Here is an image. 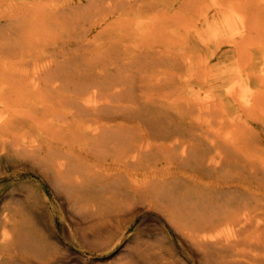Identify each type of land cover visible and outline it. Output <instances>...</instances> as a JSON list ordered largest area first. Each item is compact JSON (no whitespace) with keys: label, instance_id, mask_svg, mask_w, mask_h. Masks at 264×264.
<instances>
[{"label":"rangeland","instance_id":"374dc122","mask_svg":"<svg viewBox=\"0 0 264 264\" xmlns=\"http://www.w3.org/2000/svg\"><path fill=\"white\" fill-rule=\"evenodd\" d=\"M235 13L248 30L233 45L225 23ZM88 70L118 85L123 93L112 100L120 108L108 112L130 121H104L75 105L76 81L65 76ZM0 74V228L8 217L64 246L76 209L50 162L71 155L104 175L169 172L149 179L152 192L166 188L167 196L140 203L118 240L84 227L87 234L66 245V264H264V242L253 243L264 241V0H0ZM239 77L248 79L252 107L228 93ZM208 97L206 109L199 100ZM146 116L185 132L171 149L153 150L147 170L125 169V153L104 126L137 133ZM34 140L36 153L19 146ZM197 146L204 160L222 157L223 164L198 166ZM170 190L192 200L198 192L204 211L210 200L246 196L255 210L246 241L223 263L204 257L187 238L192 211L176 212Z\"/></svg>","mask_w":264,"mask_h":264},{"label":"bare ground","instance_id":"6f19581e","mask_svg":"<svg viewBox=\"0 0 264 264\" xmlns=\"http://www.w3.org/2000/svg\"><path fill=\"white\" fill-rule=\"evenodd\" d=\"M216 4L220 6L219 3L216 2ZM225 28L229 31L228 35L233 45L238 43L239 39L246 37L248 30L245 17L237 13H235V17L232 20L226 21ZM261 74L263 76V73ZM65 79L69 82L76 81L75 84L79 94L74 97L75 105H79L78 108L83 110L86 115L97 117L104 121L111 119L115 121L118 119L130 121L126 115L110 114L108 112L111 109L120 108L115 106V101L112 98L121 96L123 92L117 90L118 85L109 82L103 72L96 73L88 70L84 74V72L79 71L74 75H66ZM150 80L152 82V79ZM32 82L37 85V80L34 79ZM250 91L248 79L239 77L231 82L228 93L232 99L241 101L244 106L252 107L255 96ZM201 101L204 103V107L208 109L211 107L212 97L199 100V102ZM48 118L50 119V117ZM140 123V130L132 134L130 132H134L135 129L129 128L126 124H119L116 129L104 126L110 132V137L114 138L112 142L115 143V148L125 153V158L127 159L123 166L125 169L131 168L135 170L141 167L139 170H147L145 165L154 152L153 150L158 148L171 149L179 143L182 137L181 134L185 132L182 129L173 131L170 127H167L165 122L155 121L147 116ZM1 129L2 125L0 126V134ZM191 136L192 134L190 138ZM212 145L215 144L212 142ZM19 146L22 147L21 149L25 148L32 153H36L41 149L40 144L36 140L21 142ZM199 147L197 146L196 149L198 150ZM201 148L198 150L196 157L198 166L215 170L223 164L224 159L222 157L211 158L210 162L204 160L205 157H202ZM184 153H187V151H184ZM51 159L52 168L60 176H65L64 181L70 194V204L76 209V216H73L70 226V239L64 237V246H62L59 241H54L52 237L51 239L39 237L26 224L12 223L6 217L0 228V264H66L70 255L66 245L68 242H74L80 235H86L87 231L84 227H88V231L90 230L94 237L104 238V241L112 244L121 237L123 230L120 227L121 223L126 221L131 223L137 219L139 212L142 210L139 206L140 203L148 201L147 198L154 195L153 193H158L161 197L167 196L165 195L166 188L152 192L150 186L154 180L149 179L152 178V175L157 176L160 172L162 175H167L169 170L145 171L143 173L144 179H137L119 175H104L103 171L87 166L80 157L73 159L71 155H65L52 156ZM172 191L170 190V193L167 192L171 196V203L174 209L178 210L176 212L182 211V214H184L189 210L193 213L192 217L195 223L193 230L187 233V238L199 248V252L204 257L210 259L213 254V260L223 263L228 259L229 254L236 252L246 241L245 234H247L246 231L253 223L252 214L255 211H252V201L246 196L237 195L221 200L217 197L218 200H210L207 203L208 208L205 207L204 211V204L201 202V196L198 192H195V198L192 200L188 193L178 194V191ZM149 206L151 205L149 204ZM208 209L210 211H207ZM253 240L255 245H261L264 242L260 237H256ZM81 259L83 260V258ZM126 264L142 263L139 259L133 258Z\"/></svg>","mask_w":264,"mask_h":264}]
</instances>
